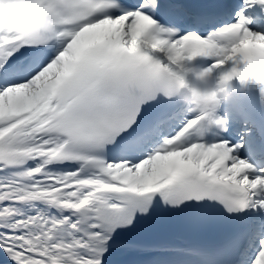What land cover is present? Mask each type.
I'll list each match as a JSON object with an SVG mask.
<instances>
[{"label": "snow or ice", "instance_id": "snow-or-ice-1", "mask_svg": "<svg viewBox=\"0 0 264 264\" xmlns=\"http://www.w3.org/2000/svg\"><path fill=\"white\" fill-rule=\"evenodd\" d=\"M209 78L264 84V0H0V264H264Z\"/></svg>", "mask_w": 264, "mask_h": 264}, {"label": "clouds", "instance_id": "clouds-1", "mask_svg": "<svg viewBox=\"0 0 264 264\" xmlns=\"http://www.w3.org/2000/svg\"><path fill=\"white\" fill-rule=\"evenodd\" d=\"M226 86H227V83H225L224 81L217 82L214 79L209 78L202 85V88H203V92L205 94L215 91L217 93V96H219L222 92L225 91ZM184 96L188 100H192V101H194L196 103H199V100H198V98L196 96L189 95L187 93H185Z\"/></svg>", "mask_w": 264, "mask_h": 264}, {"label": "bare ground", "instance_id": "bare-ground-1", "mask_svg": "<svg viewBox=\"0 0 264 264\" xmlns=\"http://www.w3.org/2000/svg\"><path fill=\"white\" fill-rule=\"evenodd\" d=\"M227 137H229V138L232 139V140H236V141H237V139H236V138H232L231 135H230V136H227ZM236 137H238V136H236Z\"/></svg>", "mask_w": 264, "mask_h": 264}]
</instances>
